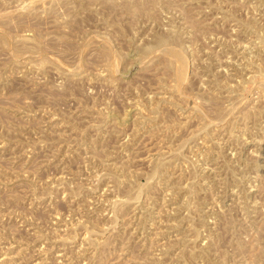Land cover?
<instances>
[{
	"label": "rangeland",
	"instance_id": "rangeland-1",
	"mask_svg": "<svg viewBox=\"0 0 264 264\" xmlns=\"http://www.w3.org/2000/svg\"><path fill=\"white\" fill-rule=\"evenodd\" d=\"M0 264H264V0H0Z\"/></svg>",
	"mask_w": 264,
	"mask_h": 264
}]
</instances>
